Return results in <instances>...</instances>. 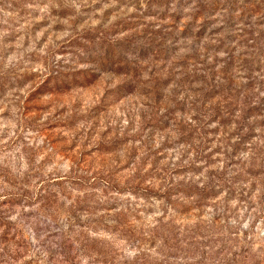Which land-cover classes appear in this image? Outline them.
I'll return each mask as SVG.
<instances>
[{
  "label": "rangeland",
  "instance_id": "1",
  "mask_svg": "<svg viewBox=\"0 0 264 264\" xmlns=\"http://www.w3.org/2000/svg\"><path fill=\"white\" fill-rule=\"evenodd\" d=\"M0 264H264V0H0Z\"/></svg>",
  "mask_w": 264,
  "mask_h": 264
}]
</instances>
